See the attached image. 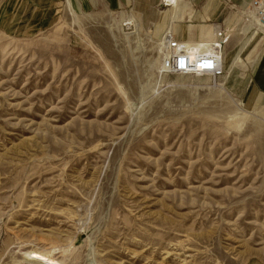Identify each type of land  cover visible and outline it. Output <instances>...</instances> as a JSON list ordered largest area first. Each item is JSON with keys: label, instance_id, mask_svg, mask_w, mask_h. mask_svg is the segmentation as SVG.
Returning <instances> with one entry per match:
<instances>
[{"label": "rangeland", "instance_id": "374dc122", "mask_svg": "<svg viewBox=\"0 0 264 264\" xmlns=\"http://www.w3.org/2000/svg\"><path fill=\"white\" fill-rule=\"evenodd\" d=\"M125 1L0 24V264H264V29L239 19L220 77L169 74L176 22L234 12Z\"/></svg>", "mask_w": 264, "mask_h": 264}, {"label": "crops", "instance_id": "0c3cea01", "mask_svg": "<svg viewBox=\"0 0 264 264\" xmlns=\"http://www.w3.org/2000/svg\"><path fill=\"white\" fill-rule=\"evenodd\" d=\"M53 1L55 2V0H0V24L4 28L12 29L33 28L36 25L30 22L31 20L29 17L31 16V14L36 13L42 15L46 11V9L51 6V3ZM97 1L99 3L102 2V0ZM116 2L127 1L116 0ZM160 4L162 5V1ZM189 4V9L191 10L192 14H190L188 17L191 18L193 15V8L191 3ZM196 13L200 14V9H197ZM210 14H212V16L208 15L207 8L204 11L202 10V15H208L206 17V20L204 18L201 19V23L203 24H192L190 19L185 20V23L183 24H180L181 21L176 22L173 27L174 38L180 42H195L193 44L197 46L210 45L212 41L218 39L219 32H222L226 28V26L235 18V14L231 12L230 14H227L226 10L225 12L223 10H217L215 14L213 12H211ZM206 21L212 23H206ZM166 24L167 23H164V28L166 27ZM237 30H239V19L231 25V32L226 33L225 45L227 47L230 44L231 38L235 36ZM262 40L263 38H261L259 42H262ZM258 51L254 54L252 61L254 60V57L256 56ZM250 77L251 88L259 95L258 100L259 102H261L262 100H264V41L258 62L253 68ZM263 104H261L259 107H261Z\"/></svg>", "mask_w": 264, "mask_h": 264}, {"label": "built area", "instance_id": "2783aa9c", "mask_svg": "<svg viewBox=\"0 0 264 264\" xmlns=\"http://www.w3.org/2000/svg\"><path fill=\"white\" fill-rule=\"evenodd\" d=\"M224 5H229L248 26H258L264 29V0H221ZM222 32L218 34L217 42L212 48H204L193 52L192 45L177 41L173 32L163 37L165 46L162 54L161 69L169 74L189 76L220 77L223 74V57L225 43Z\"/></svg>", "mask_w": 264, "mask_h": 264}, {"label": "bare ground", "instance_id": "6f19581e", "mask_svg": "<svg viewBox=\"0 0 264 264\" xmlns=\"http://www.w3.org/2000/svg\"><path fill=\"white\" fill-rule=\"evenodd\" d=\"M168 3H169V0H164L163 1V6H166V5H168ZM174 11V10H173ZM173 24H174V22H173ZM173 31V28L171 29V31L170 32H167L166 34H165V38H167V36H168V33L170 34L171 32ZM218 40V39H217ZM217 40H215V41H212L211 43H210V45H194L193 43H189V42H184V43H187V44H189V45H192V47H193V49H192V51L193 52H196L198 49H201V48H204V49H206V50H209V48H212V45H213V43L214 42H217ZM226 42V40L224 39V43ZM163 43H164V40L162 41V45H163ZM161 45V46H162ZM164 48H165V46L163 45V50H162V54H163V51H164ZM223 59H224V57H223ZM35 259L40 263V264H59L52 256H50V255H45V254H38V255H36L35 256Z\"/></svg>", "mask_w": 264, "mask_h": 264}]
</instances>
